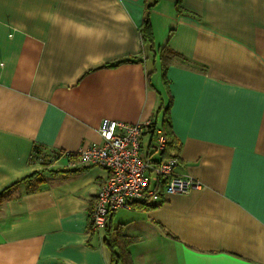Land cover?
<instances>
[{
    "label": "crops",
    "instance_id": "0c3cea01",
    "mask_svg": "<svg viewBox=\"0 0 264 264\" xmlns=\"http://www.w3.org/2000/svg\"><path fill=\"white\" fill-rule=\"evenodd\" d=\"M146 1L0 0V191L42 173L0 204V264H110L88 229L107 172L75 154L102 120L160 127L166 107L162 156L200 189L111 214L132 264H264V0Z\"/></svg>",
    "mask_w": 264,
    "mask_h": 264
},
{
    "label": "built area",
    "instance_id": "2783aa9c",
    "mask_svg": "<svg viewBox=\"0 0 264 264\" xmlns=\"http://www.w3.org/2000/svg\"><path fill=\"white\" fill-rule=\"evenodd\" d=\"M150 125V121L126 124L104 119L98 130L101 143L90 144L75 154V165L99 167L107 172L90 213L91 232L103 231L117 210H130L145 201L160 204L166 195H186L200 189L196 181L174 173L176 155H161L167 139L160 129H153L149 149L143 153L142 138ZM154 156L159 159L154 160Z\"/></svg>",
    "mask_w": 264,
    "mask_h": 264
},
{
    "label": "trees",
    "instance_id": "16d2710c",
    "mask_svg": "<svg viewBox=\"0 0 264 264\" xmlns=\"http://www.w3.org/2000/svg\"><path fill=\"white\" fill-rule=\"evenodd\" d=\"M144 1H146V0H144ZM179 2H180V0H177V2H176V7L178 8V10H179ZM146 3H147V1H146ZM151 6H152L151 4L150 5L148 3L146 4L142 23H141L140 28H139V34H140V38H141L142 43L144 45H150V46H152V44H153V35H152V30H151V25H150V20H149V10H150ZM176 57L177 56L168 48H163L161 50L160 60H161V69H162L163 73L165 72L167 67L172 63L173 59H175ZM134 62H136V60L134 58H128V59L118 60L116 62L106 64L105 67L112 68V67H117V66L124 64V63H134ZM153 120L154 121H150L151 125H150V127H148L150 129V131L147 134H149L151 136L153 129H155V128H158L162 131V133L164 134V136L167 139V145H166L164 151L161 153V155H163L167 151H169L170 149L176 148V144L172 138L173 134H172V130H171L170 118L168 116V107H166L163 110L161 122L159 125L160 127H157L156 119L153 118ZM37 151H38L37 146H34V148H33L34 155L37 154ZM41 176H42V173L36 172V173L32 174L31 176L22 180V182L14 183L11 186L0 191V204H2V202H4V201L9 200L12 197L13 193L15 192L17 186H19L21 183H23V182H27L28 184L37 183L38 180H41ZM136 205L137 206L139 205V207H143V208H149V207H153L157 204L148 203L147 201H145V202H140L138 204H135L134 206H136ZM109 220H110V218L108 219V222H107L103 231L105 234L104 242L107 246V249L110 252V264H132V261L130 259V256H129L127 249L134 242V240L125 236L124 234H122V232L120 230L112 229L109 226ZM88 229L89 230L91 229V227H90V216H89Z\"/></svg>",
    "mask_w": 264,
    "mask_h": 264
}]
</instances>
